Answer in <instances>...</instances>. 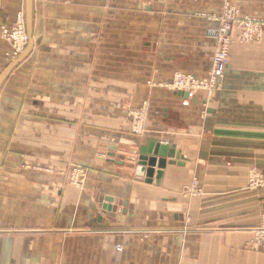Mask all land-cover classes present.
Here are the masks:
<instances>
[{
  "label": "crops",
  "instance_id": "obj_1",
  "mask_svg": "<svg viewBox=\"0 0 264 264\" xmlns=\"http://www.w3.org/2000/svg\"><path fill=\"white\" fill-rule=\"evenodd\" d=\"M224 1L264 17V0H31L32 49L0 85V264H101L117 260L118 243L133 260L134 230L157 232L168 264H264V246L254 240L264 187H247L249 170L264 175V31L256 42L231 40L212 95L197 91L184 104L160 85L177 71L207 75L215 46L210 15ZM19 11L25 0H0V24ZM9 49L0 38V73ZM143 102V129L135 133L127 113ZM151 139L174 146L159 185L131 167ZM70 160L87 166L103 199L117 205L81 204L70 221L64 190L56 227L94 235L48 232L47 213L58 209L53 176H60L48 169ZM193 178L203 195L182 199ZM154 192L165 204L157 220ZM120 201L126 213L116 210ZM167 228L176 235L160 236Z\"/></svg>",
  "mask_w": 264,
  "mask_h": 264
},
{
  "label": "rangeland",
  "instance_id": "obj_2",
  "mask_svg": "<svg viewBox=\"0 0 264 264\" xmlns=\"http://www.w3.org/2000/svg\"><path fill=\"white\" fill-rule=\"evenodd\" d=\"M223 11H227L230 14V16H234V17L237 16V17H242V18L243 17H248V18L252 17V18L260 19L262 22H264V17L252 16V15L243 13V12H241V10L237 6L229 3L228 1H224L219 12L215 13L213 15L219 16L222 14ZM213 15H210L211 19H212ZM213 21L216 22V26L214 27V28H216L218 26V22L215 20H213ZM14 22H15V19L10 25L3 24V23H1V24L5 25L7 27H12ZM260 31H261V35L257 40L247 41L244 43L259 41L261 39L262 32L264 31V26L261 27ZM0 38L3 39L9 45L10 49L5 53V57L7 59V62L10 63L11 61H13L16 58V57L15 58L11 57V53H12L11 42L2 36L1 31H0ZM140 106H138V107H140ZM138 107H136V108H138ZM136 108L129 109L128 113H127L128 118H129V123H130V129L132 126L131 112ZM101 155H103V154H101ZM59 158L60 157H57V155H55V160H58ZM87 170H88L87 166L74 164L71 162V160L66 166H64V168H62V167L57 168V166L55 165L53 169H48L49 173H52L54 175H57V174L60 175V176H53V184H54V186H53V188H54L53 205L55 207L57 206L58 209L56 210V212L47 213V215L50 217L49 220H52L53 224H54V229H49L48 232H52L53 234H59L61 236L62 235H70L71 237L77 236V235H81V236L82 235H94V231L90 230L89 228H77L75 226H72L71 228L64 229V228H57L56 227V223L62 221V214L60 212V207L63 203L62 192L64 190H67V189L70 190L69 202H68L70 205L71 211H72V213H70V221L76 220V218L78 216L77 208L81 204L89 206L93 210L94 209L99 210V208H101L102 210H106L103 207L104 204H106L105 199H103V195H102L103 192H99V190H97L94 187V182H92L93 178L91 176H87ZM248 178L249 177L247 176V187L248 188L257 189L259 187H263V186H259V185L254 186L253 184H251L249 182ZM38 179H39V181H38L39 185L45 183V181H44L45 178L39 176ZM104 179H105V182H102V183L108 185L110 178L108 176H106V177H104ZM153 194L154 195H153L152 207L154 208V213H151V217L154 216L156 218L155 220H157L158 215H157V213H155V211H159V210L164 209L165 204L158 200L159 193L154 192ZM179 195L182 199H189L192 197H201L203 195V188H202V186L199 185L198 181L195 178H193L189 183H187L180 190ZM39 205H40V201H39ZM116 205H117V202H114L113 207H115ZM166 206H168V205H166ZM184 216H185L184 220L188 221L186 215H184ZM169 219L173 220V218H171V217H169ZM189 231L190 230H188V229L181 230V234L184 236V233L189 232ZM161 232L162 233L160 234V236H162V237H164V236L173 237L174 235H176L177 230L167 228L166 230L161 231ZM254 234H255V232H254ZM131 235L135 236L136 238H139V239L134 240L133 245L132 244H131V246L129 245L130 248H132V250H130V251H132V254L134 255L133 260H130V259L126 260V258H125V253H126L125 245H123L122 243H118V244L113 246V251L118 254L117 260H114V261H104L103 260L101 262V264H168V262L166 260V258H167L166 257L167 251H165L166 248H164V246L159 247L157 242H156V238H154V237L158 236L157 232H154L153 230H134ZM254 240H255V237H254ZM256 244H258V243H256ZM258 245L264 246L262 244H258ZM159 248H160V250H159ZM76 252H77V247H76L75 253ZM56 263L61 264L60 261H55V264ZM92 263L93 262L78 261L77 259H75V261L74 260L70 261V264H92Z\"/></svg>",
  "mask_w": 264,
  "mask_h": 264
},
{
  "label": "built area",
  "instance_id": "obj_3",
  "mask_svg": "<svg viewBox=\"0 0 264 264\" xmlns=\"http://www.w3.org/2000/svg\"><path fill=\"white\" fill-rule=\"evenodd\" d=\"M218 22L216 28L209 30V35L215 41V47L210 59V67L205 77L199 78L193 74L174 72L170 82L160 84L168 90L187 92L188 97L183 103H189L197 91H203L207 96L216 92L219 80L226 67L228 50L231 40L234 38L239 43L257 40L261 35V27L264 22L257 18L234 17L227 11L219 16H212ZM0 31L3 37L11 42V57H17L28 42V35L25 31V18L23 13H18L12 27L0 24ZM147 112V105L143 103L140 107L131 112L132 126L135 133L142 131L144 119ZM248 179L254 186L264 187V175L255 169L248 172ZM255 242L264 245V214L261 215L260 224L254 230Z\"/></svg>",
  "mask_w": 264,
  "mask_h": 264
},
{
  "label": "water",
  "instance_id": "obj_4",
  "mask_svg": "<svg viewBox=\"0 0 264 264\" xmlns=\"http://www.w3.org/2000/svg\"><path fill=\"white\" fill-rule=\"evenodd\" d=\"M31 0H25V21L26 31L29 37V41L22 51V53L10 62L5 69L0 73V85L6 76L17 66L31 51L33 46V40L31 37ZM185 99L188 97L187 92H177ZM194 99V98H193ZM175 156L174 146L165 143L157 142L155 139H151L146 145H141L137 151L136 163L131 164V167H135L137 175L144 177L146 183H154L159 185L162 179L163 169L166 165V159L173 158ZM156 167V170H155ZM106 204L104 208L111 211L113 209L112 197H105ZM108 203V204H107ZM118 212L126 213V202L120 201L116 208Z\"/></svg>",
  "mask_w": 264,
  "mask_h": 264
},
{
  "label": "bare ground",
  "instance_id": "obj_5",
  "mask_svg": "<svg viewBox=\"0 0 264 264\" xmlns=\"http://www.w3.org/2000/svg\"><path fill=\"white\" fill-rule=\"evenodd\" d=\"M18 13H23V14H25L23 11H19V12H17V14H18ZM17 14H16V16H17ZM15 18H16V17H15ZM24 18H25V15H24ZM25 31H26V21H25ZM26 34H27V31H26ZM27 35H28V34H27ZM28 41H29V37H28ZM27 43H28V42H27ZM26 45H27V44H26ZM24 48H25V47H24ZM20 54H21V53H20ZM20 54H19V55H20ZM19 55H18V56H19ZM18 56H17V57H18ZM17 57H16V58H17ZM16 58H15V59H16ZM177 92H178V91H177Z\"/></svg>",
  "mask_w": 264,
  "mask_h": 264
}]
</instances>
